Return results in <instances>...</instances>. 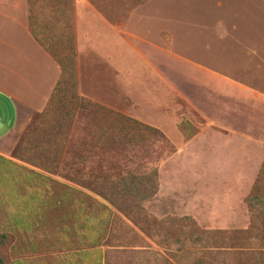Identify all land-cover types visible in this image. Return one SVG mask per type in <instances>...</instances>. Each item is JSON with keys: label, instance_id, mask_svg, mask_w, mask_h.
<instances>
[{"label": "rangeland", "instance_id": "obj_1", "mask_svg": "<svg viewBox=\"0 0 264 264\" xmlns=\"http://www.w3.org/2000/svg\"><path fill=\"white\" fill-rule=\"evenodd\" d=\"M81 1L76 39L66 0L75 85L53 110L58 128L32 114L0 146V264H53L73 251L98 264H264V201L252 199L264 188V104L219 93L230 79L264 96V0ZM50 3L33 11L62 37ZM110 113L151 130L110 134ZM0 114L8 120L3 105ZM221 125L260 141L236 205L219 187L238 198L250 178L219 183L218 163L203 162Z\"/></svg>", "mask_w": 264, "mask_h": 264}, {"label": "crops", "instance_id": "obj_2", "mask_svg": "<svg viewBox=\"0 0 264 264\" xmlns=\"http://www.w3.org/2000/svg\"><path fill=\"white\" fill-rule=\"evenodd\" d=\"M80 1L73 0L76 39H78L76 25L78 22V3ZM83 2L87 4L88 8H91L87 0ZM94 13L100 17L98 19L105 22L98 12L94 11ZM28 15V0H0V19L2 20L0 23V106H5L9 111L7 121H4L0 114V146L11 142V137L20 135V133L25 131V126H27L26 124L30 120V115L43 112L61 74L57 62L32 36ZM201 69L204 72L210 71L205 67ZM223 78L226 77L223 76ZM219 93L224 96L227 95L228 98H232L233 100H246L249 103H253L256 109L264 104V96L262 94H258L252 87L240 81L222 79ZM22 112L25 115L23 126H18L19 113L21 114ZM223 128L222 125L219 126V129H222L221 132L220 130L218 131V135L221 138H213L209 142L210 148L214 151L207 158L203 154V157H205L203 162L206 161L205 164L210 169L211 164L209 161L212 157L214 162L218 163L219 169L215 168V171L212 172L214 179L219 178V183L228 184L232 182V179H235L239 184L242 181L244 182L245 178H250L244 188L241 186L238 198L234 196L231 189L218 186L219 191L230 193L231 198L227 199V204L236 205L242 193L246 191L248 185L253 181L254 176L252 172L253 170L255 171L253 161L259 151L260 141L245 132H238L235 129L228 131L227 128ZM225 134L229 135L231 139H222ZM248 144L253 149L252 157L245 150V146ZM241 152L247 156L248 159L246 160L250 159L252 161L249 171L242 168L244 162L242 161L243 156H241ZM262 168L259 171L260 176ZM217 171L218 174H215ZM211 178V176H208L209 182ZM91 253L92 251H87L83 254L81 251H73L69 255H63L57 257V259L54 258L51 263L98 264V258L93 257ZM16 257L11 259L10 264H12Z\"/></svg>", "mask_w": 264, "mask_h": 264}, {"label": "trees", "instance_id": "obj_3", "mask_svg": "<svg viewBox=\"0 0 264 264\" xmlns=\"http://www.w3.org/2000/svg\"><path fill=\"white\" fill-rule=\"evenodd\" d=\"M38 0L35 1H28V11H29V27L31 30V34L34 37V39L43 47L45 51H47L51 57L57 62L60 68V78L54 88V91L46 104L45 109L43 110L42 114L40 115L41 119H46L47 123L52 120V127L51 128H58V120L56 119L53 110H55L57 107H64L65 105V97L63 94V87L66 85H75V73H74V60H73V46L71 45L68 40H72L71 33H70V25H71V17L68 13V4L66 3V0H50V4L46 6V8L51 9L52 13H57L58 17L55 19V25L57 28L63 32L62 37H58L57 34H49V29L51 27V24L46 21L47 19H42L41 17H37L38 14H35L33 11V3H36ZM41 2V0H40ZM49 3V1H48ZM46 13V11H45ZM51 14V13H50ZM55 42L56 51L62 48L63 52H66V49L64 46L68 48V51L70 52V56L64 55V57L59 58L54 53V50L50 48L47 45V42ZM68 42V43H67ZM65 53V54H66ZM72 83V84H71ZM93 108L97 112L99 110L98 107L95 105H87V104H81L80 108L88 109ZM104 110L103 108H100ZM113 115L110 119V125L104 130H111L109 133L111 134L112 131H116L117 129L119 131H125L127 128H143L145 130H151L150 127L144 126L138 122H136L133 119L118 115V114H111ZM102 128V127H101ZM100 128V130H102ZM261 178L264 180V165L261 170ZM259 189L258 187L254 188L252 199L254 200V203H261L264 201V188L263 192L259 195L258 194Z\"/></svg>", "mask_w": 264, "mask_h": 264}]
</instances>
